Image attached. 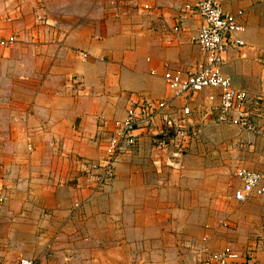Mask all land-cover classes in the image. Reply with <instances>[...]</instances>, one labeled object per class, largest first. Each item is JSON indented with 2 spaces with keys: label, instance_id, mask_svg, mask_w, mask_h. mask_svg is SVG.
I'll use <instances>...</instances> for the list:
<instances>
[{
  "label": "crops",
  "instance_id": "1",
  "mask_svg": "<svg viewBox=\"0 0 264 264\" xmlns=\"http://www.w3.org/2000/svg\"><path fill=\"white\" fill-rule=\"evenodd\" d=\"M218 2L243 26L235 39L245 44L228 49L223 72L259 107L264 0ZM189 3L0 0V194L5 203L15 193L19 205L41 203L29 209L27 227L19 225L20 206L11 218L1 213L0 264H15L21 255L36 264H216L212 255L227 248L235 254L231 264H264V198L235 201L240 181L235 177L228 192L226 171L212 168L211 155L198 167L195 156L210 149L195 143L180 170L152 162L163 153L155 143L166 128L163 115L176 124L177 147L184 127L180 111L187 102L172 99L164 74L196 70L204 60L196 44L201 20L186 12ZM216 93L195 96L185 124L202 121L199 104L217 108L218 99L210 98ZM144 99L155 107L166 99L171 109L159 112L151 129L134 133L137 142L119 157L114 178L96 189L87 176L98 170L90 165L104 155L113 123ZM262 165L260 172L247 170L259 173L264 187Z\"/></svg>",
  "mask_w": 264,
  "mask_h": 264
},
{
  "label": "built area",
  "instance_id": "2",
  "mask_svg": "<svg viewBox=\"0 0 264 264\" xmlns=\"http://www.w3.org/2000/svg\"><path fill=\"white\" fill-rule=\"evenodd\" d=\"M185 9L188 14L200 17L201 27L196 38V44L201 49L204 60L196 70L190 72L177 70L164 74V80L172 99L187 102L180 111L181 125L179 127H182L193 116L189 104L191 100L205 90H212L218 92L210 98L211 100L218 99L219 120L246 130H252L253 116L255 115L253 109L258 108L256 107L258 101H251L245 92L235 89L230 78L224 74L222 69L228 49L245 45L235 39V35L243 31V26L236 17L223 13L218 0H191ZM13 42L14 39L11 38L7 42H1V45H9ZM83 57L86 58V55ZM164 109H171L168 100L159 101L155 107L151 101L144 99L128 109L124 120L113 123V133L103 155L104 177H102L103 182L101 184L111 180L113 167L123 151L135 146L137 137L134 133L140 129H151L155 124L156 116ZM163 122L166 128L155 139L157 149L163 152L160 155L162 158L169 147L173 146L174 140L171 131L173 132L176 127L171 114L165 113ZM183 155V150L174 148V151L167 155V158H156L154 164L160 167L164 163L165 167L180 170ZM235 177L241 183L240 188L234 193L235 201L245 202L251 196L264 198V187L261 185L262 176L259 173L239 169L236 171ZM212 259L216 264H231V261L235 259V254L230 248H227L213 254ZM34 262L24 259L18 264H34Z\"/></svg>",
  "mask_w": 264,
  "mask_h": 264
},
{
  "label": "rangeland",
  "instance_id": "3",
  "mask_svg": "<svg viewBox=\"0 0 264 264\" xmlns=\"http://www.w3.org/2000/svg\"><path fill=\"white\" fill-rule=\"evenodd\" d=\"M254 99V98H252ZM146 100V99H145ZM263 104H260L258 108L254 112V120H253V129L252 130H246L243 128H240L238 126H235L231 123L227 122H220L218 121V116L216 113H218V109L214 106H205L199 104L197 106V110L199 111L200 120L202 121H196L197 118L193 119L194 121H191L187 124H184V127L177 130V136H178V147L172 144L174 148H179L185 152L188 148V146H191L193 143H195L196 148H208L210 149L208 153L206 154H197L195 156V164H197L198 167H201V161L200 159L204 158L205 156L211 155L213 164V167L220 168L221 171L225 170L226 172L223 173L225 176L228 192L233 191V187L235 186V173L239 169H252L259 171L260 166H264V100ZM128 111V110H127ZM193 133H196V136L193 135ZM24 143V141H23ZM108 144V143H107ZM24 145V148L26 147L28 152H32V148L30 146ZM106 145V148L107 149ZM24 148H20V152L23 153L25 151ZM11 150V149H10ZM27 152V153H28ZM124 153V151H123ZM119 156V155H118ZM159 156L161 159H164L160 156V153L154 154V159L152 160L153 164L156 160V157ZM121 157V155L119 156ZM118 157V159H119ZM167 158V156H165ZM220 158V162H219ZM117 159V161H118ZM226 160V161H225ZM103 161V154L101 156V159L99 161L98 165H95L94 167L90 165V168L98 170L97 174H90L87 176L89 179L88 181L94 183L96 185V189L100 190L99 186L109 184V182L114 178L115 175V166L113 167V176L111 180L108 182L101 184L103 175V169L104 165L102 163ZM116 165V164H115ZM99 166V168H98ZM164 163H162L163 168ZM157 168V167H156ZM158 169V168H157ZM214 169V168H213ZM91 170V169H90ZM161 171V169H159ZM172 170V169H171ZM163 173L159 172V174ZM27 177V175L25 176ZM10 191V188H9ZM23 193L27 194V189L22 190ZM1 196H4L0 194V215H2V212H7L10 215H2L7 216V218H11L13 213H19L17 210V207L20 206V220L19 225L27 227L29 215L33 214V211H29L31 207H36L40 209L41 203H29L24 202L20 203V205L17 203V201L21 198L20 193H15V196H13L14 202L11 203V194L8 197V201L5 203V198H2ZM23 200V199H22ZM55 204V203H52ZM15 210V211H13ZM42 215V212H41ZM6 220L0 219V226L2 227L5 225ZM8 223L10 225H18L16 221L9 220ZM8 238V236H5ZM27 237L28 235H20V241L26 242L28 241ZM4 238V235H0V239ZM86 242V241H85ZM28 244V243H27ZM4 245V241L0 240V246ZM7 245V243H5ZM25 245V244H24ZM33 247V246H32ZM23 248V245H22ZM25 252H29L24 250ZM43 251V250H42ZM32 253V252H29ZM37 255V252H35ZM75 253V252H74ZM55 254V252H54ZM66 258L70 259V253L65 252ZM72 255V254H71ZM32 260L28 259L26 257H23L22 255L19 258L15 259V264H18L21 260ZM66 259V260H67ZM57 260V258H55ZM73 260V259H70ZM34 261V260H33ZM36 264V262H34Z\"/></svg>",
  "mask_w": 264,
  "mask_h": 264
}]
</instances>
